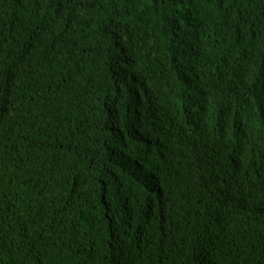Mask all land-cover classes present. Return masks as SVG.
<instances>
[{
    "label": "trees",
    "instance_id": "obj_1",
    "mask_svg": "<svg viewBox=\"0 0 264 264\" xmlns=\"http://www.w3.org/2000/svg\"><path fill=\"white\" fill-rule=\"evenodd\" d=\"M0 264H264V0H0Z\"/></svg>",
    "mask_w": 264,
    "mask_h": 264
}]
</instances>
